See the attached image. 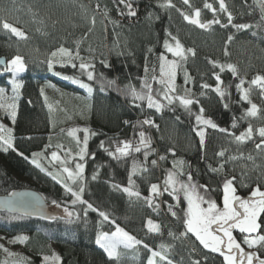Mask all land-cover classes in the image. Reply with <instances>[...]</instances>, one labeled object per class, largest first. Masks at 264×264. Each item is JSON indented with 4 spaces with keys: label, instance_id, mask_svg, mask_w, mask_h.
Returning <instances> with one entry per match:
<instances>
[{
    "label": "trees",
    "instance_id": "trees-1",
    "mask_svg": "<svg viewBox=\"0 0 264 264\" xmlns=\"http://www.w3.org/2000/svg\"><path fill=\"white\" fill-rule=\"evenodd\" d=\"M190 2L191 8L184 5L182 0H172L176 7L166 8L161 7L165 0H131L136 15L129 16L127 9L117 0H0V18L23 30L27 36L26 40L21 39L3 29L0 23V57L8 61L15 55H21L26 63V70L18 76L23 87L17 101L15 124L5 113L0 114L2 124L14 130L17 149L7 153L0 151V195H9L14 190L33 189L48 204L47 217H57L47 219L0 211V235L28 237L22 243L28 264H42L40 257L52 254L53 246L61 257L60 264H117L109 260L104 250L95 243L98 232L111 233L116 225L143 242L134 248L121 249L119 264H148L151 252L144 244L155 250L162 243L169 246L167 254L173 264H195L196 261L200 264H223V257L204 249L194 236L189 234L185 238L180 235L185 230L182 218L187 208L182 194L179 204L167 193L154 197L159 205L154 208L149 207L144 199L130 198L112 187L113 184L128 186L127 178L133 159L146 164L148 168L147 172L133 176L142 197L149 196L150 184L160 181L163 185L167 172L173 170L176 160L183 161L184 172H190L195 183L207 185L210 189L207 195L217 201H220L226 178L236 177L234 185L242 196L249 194L258 183L264 187L260 176H264V152L255 148V144L259 143L257 137L241 144L232 136L209 127L206 128L205 147L201 148L199 137L193 131L196 123L194 114L201 106L205 109L206 117L236 135L244 131L249 123L254 129L264 126V115L241 119L250 105L240 99L241 93L236 88L243 77L253 79L258 74L264 75V21L261 20V13L252 0H229V3L225 0L233 14L234 24L253 26L237 30L231 25L221 27L213 24L209 29H201L185 21L181 11L191 13L194 8H200L201 16L218 18L222 24H227V14L218 11L219 15L214 17L210 10L203 7L205 0ZM207 2L219 8L217 0ZM93 17L95 25L91 23ZM167 32L177 36L185 49L195 51V56L188 54L184 62V69L191 76L193 98L199 100V104L191 106L193 115L178 102L159 112L147 108L146 101H136L141 105L136 107L131 96L124 92L129 83L139 90L141 78L145 75L146 58L151 67L158 65L157 58L161 53L172 56L163 46L168 38ZM229 35L233 36L231 42H227ZM61 46L72 50L73 55L79 51L85 62L94 63L97 79L88 81L86 74H82L78 67H71L67 58L55 60L51 57V53ZM49 59L54 62L52 70L48 69ZM102 60L110 67H105ZM211 61L222 65L233 64L238 75L233 76L227 68L221 72L219 67H213ZM74 62L79 65L80 60ZM5 67H0V88L12 93L11 74L4 70ZM101 73L105 80H116L117 86L105 87L101 91ZM214 73L219 74L224 82L221 85L226 89L223 101L211 89L201 87L204 83L213 88L216 86ZM65 76L91 84L92 95L89 97L85 89L64 79ZM177 78H184L183 70L178 71ZM153 87L158 88L159 85L153 82ZM41 89H44L43 94ZM201 92L205 95H201ZM225 103L228 104L227 108L224 107ZM146 118L154 120L159 127H141L138 122ZM234 121L235 128L232 127ZM72 128H88L96 133L89 135L88 154L83 161L76 155L78 148L75 140L67 134ZM141 130L151 138L154 149L147 161H144L143 150L117 160L100 147L102 141L109 150L116 147L113 141L132 140L134 144L138 143V132ZM84 135L83 131L77 132L81 142ZM57 144L62 145L63 150L56 148ZM46 145L51 147L46 148ZM68 149L72 150L71 157L66 156ZM52 151L63 156L67 166L73 169L77 162L85 164L83 199L107 212L109 221H103L98 212L91 210L85 216L83 210L86 205H73L71 194L47 174L52 172L55 175L61 169L56 162H45ZM220 151H225L226 157L241 153L256 154L259 151V167L238 165L231 167V173L213 172L211 168H217L220 157L216 153ZM19 152L29 159H24ZM34 152L45 153L38 159L46 171L31 163ZM160 156L165 159L160 160ZM152 160L157 161L155 166L151 164ZM94 173H98L96 180H92ZM180 179L186 180L187 177L184 175ZM53 200L60 206L54 205ZM169 205L177 212L176 217L168 211ZM65 207L79 213V219L75 215L67 218ZM12 216L18 218L12 219ZM149 218L161 226L158 233L148 231ZM110 221H115V224Z\"/></svg>",
    "mask_w": 264,
    "mask_h": 264
},
{
    "label": "snow or ice",
    "instance_id": "snow-or-ice-1",
    "mask_svg": "<svg viewBox=\"0 0 264 264\" xmlns=\"http://www.w3.org/2000/svg\"><path fill=\"white\" fill-rule=\"evenodd\" d=\"M184 5L189 8L192 7L190 0H182ZM219 8H215L212 3L205 0L203 7L210 10L214 17L217 12L227 14V24H222L221 20L214 18L211 20L203 21L201 19V9L194 8L191 13H186L181 11L183 19L192 25H196L201 29H209L213 24H218L221 27H228L231 25L237 30H245L251 28L253 25L247 23L234 24L233 14L229 11L225 0H217ZM119 5H123L127 9V14L129 16H135L136 11L134 10L131 0H117ZM261 9V20L264 21V0H254ZM99 7V5H97ZM161 7L175 8V4L172 0H165V3ZM180 11L179 9H177ZM123 14V12L121 13ZM105 16H107V10H105ZM0 23L5 30L10 31L15 36L21 39H27L25 32L12 23L8 22L6 19L0 18ZM91 23L95 25V17L92 18ZM112 23H116L112 21ZM91 30V29H89ZM167 37L164 41V48L167 53H170L174 59H169L167 55L161 53L158 56V65H152L151 67L147 63V58L144 66V77L141 78L142 82L140 84L139 90L136 86L129 83L125 86L124 92L126 95L131 96L134 106L140 107L136 101L145 102L147 108L155 109L157 112L161 111L166 106L174 105L178 102L190 115H193L191 111V106L193 104H199L198 99L193 98V94L190 89L184 88L183 93L178 91L176 85L177 73L180 70L184 71L185 84H188L191 80V76L184 69V62L188 58V54L195 56V51L191 48L185 49L181 44L179 38L174 36L171 32H167ZM233 36L229 35L227 42H231ZM151 51V49H149ZM61 57H66L67 62L71 64L73 68H79L82 74H86L88 81H95L97 75L95 73V64L91 61L85 62L82 57H80L79 51L73 55L72 50L61 46L57 51L51 53V57L55 58L57 55ZM122 55L123 53H118ZM227 55V50H225ZM80 60L79 65L74 61ZM59 62V61H58ZM0 63L6 64L5 71L13 74L12 86L13 95L11 97L6 96L5 89L0 88V109L4 110L5 114L11 119L12 123L15 124L17 116V101L21 95L20 89L23 87L22 81L16 79V77L26 70V63L24 57L21 55H15L9 61L0 60ZM105 67H110L106 61H101ZM213 67H219L220 71L223 72L225 68L231 71L233 76L238 75V70L233 64L222 65L218 64L216 61H211ZM48 69L52 70L54 62L52 59L47 61ZM151 73V75H149ZM60 75V73H56ZM216 86L213 88L211 85L204 83L201 85L202 89H211L214 91L220 99L223 101L226 96V89L222 88L221 85L224 83L221 80L219 74H215ZM64 79L71 80L73 83L79 85L81 88L85 89L89 94V97L93 93V87L89 83L83 82L81 79L76 77L65 76ZM101 81V91L105 90V87H115L117 86L116 80H105L103 74H100ZM153 82L158 84V88L153 87ZM246 81L240 79L239 83L236 85L237 90L241 93L240 99L246 101L250 104V107L246 109L245 113L242 115L241 119L257 117L260 109L255 103H252L250 99L251 92L253 88H257L260 91L261 96H264V75H256L250 82H248V87H243ZM44 89H41V94H43ZM201 95H205L201 92ZM47 101V97H45ZM166 101V104L164 103ZM51 105L49 108L51 109ZM224 107L227 108L228 104L225 103ZM205 109L201 106L197 113H195V126L193 131L196 136L199 137V144L201 148L205 147L206 141V128H211L222 133H226L234 138L237 143H244L246 141L252 140L254 133L258 134L260 142L255 144V148L260 152H264V126L254 129L253 125L249 123L248 127L242 131L239 135L229 132L226 128H221L217 125L210 117L204 115ZM179 119V117H177ZM125 123H128L125 121ZM141 127L144 125L152 126L158 128L159 126L155 124L152 119H144L142 122H138ZM135 127V126H134ZM233 128L236 127V122H233ZM63 131V130H62ZM78 131H83L85 135L83 140L77 136ZM68 136L72 137L77 145L78 152L76 155L79 157L80 161L85 159L88 148L89 135H96L95 132H90L88 128L77 129L72 128L68 130ZM138 143L132 140H119L113 141L116 144L114 150H109L104 147V142L102 141L100 147L108 152V155L114 159L120 160L121 158H126L132 155V153H141L143 150L144 161L148 160L149 155L154 152L151 147V138L146 134L145 131L141 130L138 132ZM15 136L13 128L7 127L6 125L0 123V151L7 153L9 150L17 151L15 147ZM82 144V146H81ZM46 148L51 147V145H46ZM56 148L63 150V146L60 144L56 145ZM171 151V149H170ZM71 149L66 151V156L71 157ZM24 159H29L25 156L23 152L18 153ZM44 152H34L31 156V163L34 164L41 171H46L42 166L39 157L44 156ZM174 155V152H173ZM220 157L225 156V151H220L216 153ZM243 154L241 153V156ZM94 158V154H93ZM238 157L232 156L230 159H237ZM160 160H164V156L159 157ZM247 159L252 160L253 157L249 155ZM51 161L58 162L62 167L57 174L48 172L47 174L52 176L53 180H57L64 187V190L71 194L73 198L71 203L76 205L77 203L86 205L83 212L87 216L88 210L93 212H98L99 216L103 221H109V215L107 212L102 211L89 201L83 199V194L85 192V177L84 169L85 164L77 162L75 163V168L66 166L67 160L61 159L57 151L51 152ZM151 164L155 166L157 164L156 160H152ZM183 161L174 162L173 170L167 172L166 178L163 181V187L157 183L150 184L149 193L147 197H142L140 191L138 190L133 176H137L141 173L147 172L148 168L146 164H141L135 159H133L131 172L127 178L128 186H122L113 184L114 189H118L123 193L127 194L128 197H135L136 199H144L145 203L149 207L158 208L159 205L155 203L154 197H158L167 193L179 204L181 199V194L183 199L187 202V208L184 211V216L182 218V224L184 227V232L180 235L183 237L191 234L203 246L204 249H208L213 253H218L223 257V264H264V256L261 255L264 252V222H262V217H264V187L259 183L253 188L247 197H242L237 194V189L234 185L236 179L235 176L231 178H226L223 181L222 190V207L217 204V202L212 199L207 194L210 189L207 185H200L193 181L192 174L190 172L185 173L183 170ZM211 167V166H209ZM224 168L223 164H220L218 168H211L213 172H220ZM66 174V175H65ZM98 173H94L92 180L97 179ZM186 175V180H181L180 177ZM70 182V183H69ZM75 186V187H73ZM31 193H10L9 197L4 201H0L5 206L8 207L10 212H15L21 210L17 207L18 201H22L23 198L32 196ZM52 203L59 207L60 205L56 200ZM168 211L173 217L177 216V212L173 210V206L169 205ZM64 213L67 218H72L74 215L79 219V213H73L67 207L64 208ZM30 214L26 209L22 211V215ZM18 217L12 216V219ZM47 219H57V217H45ZM115 224V221H110ZM147 226L149 232L160 231L161 226L154 223L152 219L147 220ZM238 230L242 235V240L238 241L234 236V231ZM19 242H24L28 240L27 236H20L16 238ZM96 245L103 249L107 254L109 260H114L119 264L121 259V249L134 248L136 245L143 243L141 240L136 239V237L130 235L127 231L116 225L115 231L109 233L106 231H100L96 235L95 239ZM246 246V247H245ZM0 247H3L0 245ZM144 247L151 252V256L148 258V264H173L172 260L168 258L167 249L168 245L161 244L160 250L156 251L148 248L147 244ZM7 251V249H4ZM10 255H14L10 253ZM61 257L53 252L51 255H44L42 259V264H60ZM195 264H200L196 261Z\"/></svg>",
    "mask_w": 264,
    "mask_h": 264
},
{
    "label": "rangeland",
    "instance_id": "rangeland-1",
    "mask_svg": "<svg viewBox=\"0 0 264 264\" xmlns=\"http://www.w3.org/2000/svg\"><path fill=\"white\" fill-rule=\"evenodd\" d=\"M226 1L229 3V0H226ZM217 15H219V14H217ZM222 16L223 15L220 16L221 19H223ZM203 17H204V15L201 16V19L203 21L211 20V17H208L207 15L204 18ZM65 58L66 57H61L58 54L57 57H55L54 59L55 60H63ZM168 58L169 59H174L173 56H170ZM10 74H11V82H12V80H13L14 77H13V74L12 73H10ZM18 76L16 77V79H18ZM177 76H178V73H177ZM243 79L246 81V83H245V85L243 87L246 88V87H248V82H250L252 79L245 78V77H243ZM175 82H176V85H177V89H178L179 92H181V94L183 93V89L184 88H188V89L191 90L190 81H189L188 84H185V78H183L182 80H178V78L176 77V81ZM191 92H192V90H191ZM5 94H6V96L11 97L14 93L13 92L12 93H9V91L5 89ZM250 99H251L252 103H255L258 106V108L260 109L258 115H262L263 116L264 115V96H261L259 89L253 88V90L251 92V95H250ZM4 113H5L4 110L0 109V114H4ZM0 123H2V122L0 121ZM259 127H261V126H257V127H255V129L256 128H259ZM254 136L257 137V139H258L257 141L260 142V138H259L258 134H255L254 133ZM258 153H259V151L256 154L245 153L242 156L241 155L236 156L238 158L235 159V160L230 159V157H232V156L226 157V154H225L224 157H220L219 156L220 158L217 161V163H218L217 168L219 167L220 164H223L224 165V168H223V170L221 172L222 173H231L232 172L231 167H233V166H238L239 165V166H242V167L243 166L244 167H248V166H256L257 165L256 167H259L258 166L259 165L258 163H260L259 162L260 161L259 158L261 157V154L259 153L260 154V156H259ZM249 155H251L253 157L252 160L247 159V157ZM60 157H61V159H64L63 156L60 155ZM47 158L48 159H46V161H45L46 163H49V164H52V162L55 163L54 161H51V156L50 157H47ZM178 161H181V160H176L174 162H178ZM174 162H173V166H174ZM56 163H58V162H56ZM183 168H184V165H183ZM260 176L262 177V181H264V176H262V175H260ZM156 183L159 184V185H161V188H162L163 185L161 184L160 181H157ZM250 192H249V194H250ZM237 194L240 195V196H242L241 193H238L237 192ZM249 194H247L246 196H242V197H247ZM222 198H223V190H222V194H221V197H220V201L215 200L217 202V204L220 205L221 207H222ZM186 204H187V202H186ZM153 222L156 223L155 221H153ZM262 222H264V217H262ZM233 234L237 238L238 241L242 240V235L239 233L238 230L234 231ZM22 236H24V235H22ZM16 238L17 237H6V236H3V235H0V245L3 246V247H0V264H28L27 258L24 255L23 249H22V243L23 242L17 241ZM52 248H53L52 253L55 252L56 254L59 255V253L57 251V248L55 246H53ZM4 249H7V251H5ZM155 250L156 251H159L160 248H157ZM10 253H12L14 255H10ZM261 255L264 256V252H262ZM43 256L44 255H42L40 257L41 262H42Z\"/></svg>",
    "mask_w": 264,
    "mask_h": 264
},
{
    "label": "water",
    "instance_id": "water-1",
    "mask_svg": "<svg viewBox=\"0 0 264 264\" xmlns=\"http://www.w3.org/2000/svg\"><path fill=\"white\" fill-rule=\"evenodd\" d=\"M252 1L254 3V0H252ZM254 4L261 13L260 7L256 3H254ZM0 60L7 61L5 57H0ZM5 66H6V64L0 63V67L4 68ZM13 192L31 193L33 195L23 198L22 201H18L17 207L20 208L21 210L11 212V213L22 214V211L24 209H26L27 212L30 213V214H26V215H29V216H39V217H47L48 216L49 206L46 203L43 196L39 192H37L33 189L14 190L11 193H13ZM8 197H9V195H0V201H4ZM3 210L10 212L7 206H5L3 203H0V211H3Z\"/></svg>",
    "mask_w": 264,
    "mask_h": 264
}]
</instances>
